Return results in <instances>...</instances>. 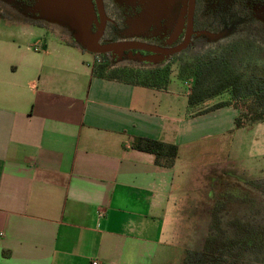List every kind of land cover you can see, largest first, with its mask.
Instances as JSON below:
<instances>
[{"label": "crops", "instance_id": "0c3cea01", "mask_svg": "<svg viewBox=\"0 0 264 264\" xmlns=\"http://www.w3.org/2000/svg\"><path fill=\"white\" fill-rule=\"evenodd\" d=\"M3 22L35 33L0 18V264H153L154 219L171 204L176 166L200 141L233 131L238 111L197 116L215 103L189 107L188 83L101 77L70 41L27 48L3 39ZM142 139L177 146L174 167L137 150ZM227 163L197 179L187 240L213 204V180L232 170Z\"/></svg>", "mask_w": 264, "mask_h": 264}, {"label": "flooded vegetation", "instance_id": "af4514ba", "mask_svg": "<svg viewBox=\"0 0 264 264\" xmlns=\"http://www.w3.org/2000/svg\"><path fill=\"white\" fill-rule=\"evenodd\" d=\"M89 1L95 14L91 33L99 37V44L122 45L103 55L92 54L112 70H131L126 64H138L152 71L176 61L180 66L187 55L193 56L190 61L226 50L244 48L252 55L258 53L255 49H264V0ZM7 16L58 35V27L43 23L41 0H0V18ZM70 37L73 45L88 53L74 33ZM210 46H218V53L212 52L215 48L208 50ZM258 56L260 59H245L263 65L264 54ZM228 171L226 178L220 173L213 180V204L204 205L202 222L194 231L195 238L187 243L182 264H264V178L252 180L233 168ZM203 222L208 227L205 233ZM192 252L197 254L190 256Z\"/></svg>", "mask_w": 264, "mask_h": 264}, {"label": "rangeland", "instance_id": "374dc122", "mask_svg": "<svg viewBox=\"0 0 264 264\" xmlns=\"http://www.w3.org/2000/svg\"><path fill=\"white\" fill-rule=\"evenodd\" d=\"M8 20L14 18L6 17ZM16 19V18H15ZM5 22L2 23L1 31L4 34L5 40L10 41L9 38L13 36V40L19 44L25 45L27 48L30 46H40L44 43L45 39L56 38L57 40H63L64 44H60L66 48H70L71 45L65 42V40L71 41V31L66 27H61L60 25H52L43 22L45 26H50L52 28L58 27L56 29L57 36L43 33L41 30H33L35 33L30 35L27 31H24L23 28L15 26H5ZM27 23V22H25ZM62 29V30H61ZM66 29V30H65ZM26 32V33H25ZM64 36H67L65 38ZM63 38V39H62ZM56 40V41H57ZM214 45V44H213ZM218 46H213L207 48L208 50L214 49L212 52L218 53ZM258 53L261 52L264 54L263 48L255 49ZM261 50V51H260ZM211 52V51H210ZM258 53H253L249 55L248 52L242 48L239 50L238 57L242 59L244 57V66L248 65V58H257L260 59ZM83 56L90 60V63H95L99 65L97 58L92 54L83 53ZM193 56L187 55L181 59V62L187 61ZM252 65L259 64L257 60H249ZM262 64V63H261ZM133 67L136 71L135 73H146L144 68H140V65L126 64ZM178 66L179 63L171 64L172 76L171 79H177L178 75ZM130 70V69H129ZM135 83L137 81H134ZM181 86L184 85L181 83ZM187 86V85H186ZM188 87V86H187ZM228 95H223L211 100V103L215 105L227 101ZM213 106V107H214ZM212 108V107H211ZM233 108V107H232ZM202 110V109H201ZM203 111L198 112L196 115L199 116ZM212 120H208V123H211ZM217 121H213L212 128H215L213 125ZM218 121V126H219ZM217 125V124H216ZM195 148V152H184L181 161L175 169V185H174V194L171 198V204L167 210L158 212V215H155L154 220H158L153 233H155L156 239H154V260L153 264H182L183 259L186 257V248L188 244L184 245L183 240H187L185 234H187V229H184L185 215L189 214V209L186 208V204L191 202L190 196L195 193L194 191L199 188H194L204 171L207 169L216 168L218 162H228V166L232 167L234 170H239L243 168L246 172L240 174L242 177L246 176L247 179H256L261 177L264 178V122L257 123L244 128L243 131H239L236 128H233V131H229L226 135L219 136L218 134L212 140H202ZM202 182L198 180V182ZM207 222V221H205ZM202 223V233L207 231V226ZM196 232V231H195ZM195 236V235H194ZM190 241L189 239L187 240ZM192 246V245H191ZM185 256V257H184Z\"/></svg>", "mask_w": 264, "mask_h": 264}, {"label": "trees", "instance_id": "16d2710c", "mask_svg": "<svg viewBox=\"0 0 264 264\" xmlns=\"http://www.w3.org/2000/svg\"><path fill=\"white\" fill-rule=\"evenodd\" d=\"M239 52L223 51L182 62L177 79L189 84L187 102L189 107H198L214 98L228 95V100L204 110L211 111L233 107L238 111L235 118L237 130L264 122V64L244 66ZM134 70H112L102 62L97 74L124 82L136 83L155 88L167 87L172 76L171 67L135 73ZM136 149L155 156L157 165L173 168L178 159V147L152 139L139 140ZM190 256L197 253H190Z\"/></svg>", "mask_w": 264, "mask_h": 264}, {"label": "water", "instance_id": "95a60500", "mask_svg": "<svg viewBox=\"0 0 264 264\" xmlns=\"http://www.w3.org/2000/svg\"><path fill=\"white\" fill-rule=\"evenodd\" d=\"M41 15L43 22L50 26L62 25V28L66 27L74 33L78 43L88 53L103 55L122 48L121 44L101 46L99 37L91 33L95 14L89 0H41ZM64 37L68 39L67 36Z\"/></svg>", "mask_w": 264, "mask_h": 264}, {"label": "built area", "instance_id": "2783aa9c", "mask_svg": "<svg viewBox=\"0 0 264 264\" xmlns=\"http://www.w3.org/2000/svg\"><path fill=\"white\" fill-rule=\"evenodd\" d=\"M188 87H189V84H188ZM101 215H103L104 213L103 212H101L100 213ZM93 264H98L97 262H94Z\"/></svg>", "mask_w": 264, "mask_h": 264}]
</instances>
